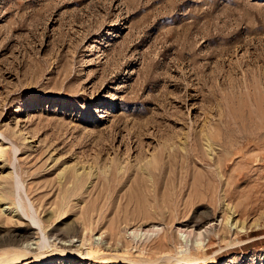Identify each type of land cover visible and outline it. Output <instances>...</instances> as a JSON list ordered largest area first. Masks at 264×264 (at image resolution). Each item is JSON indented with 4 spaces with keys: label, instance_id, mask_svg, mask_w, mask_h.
<instances>
[{
    "label": "rangeland",
    "instance_id": "rangeland-1",
    "mask_svg": "<svg viewBox=\"0 0 264 264\" xmlns=\"http://www.w3.org/2000/svg\"><path fill=\"white\" fill-rule=\"evenodd\" d=\"M0 152V264H264V0H0Z\"/></svg>",
    "mask_w": 264,
    "mask_h": 264
},
{
    "label": "bare ground",
    "instance_id": "bare-ground-1",
    "mask_svg": "<svg viewBox=\"0 0 264 264\" xmlns=\"http://www.w3.org/2000/svg\"><path fill=\"white\" fill-rule=\"evenodd\" d=\"M1 153V152H0ZM1 168V167H0ZM2 170H4V169H2ZM1 174V173H0ZM6 176L7 175H0V178L1 179H5L6 178ZM74 187V186H73ZM3 201H4V199H3V196L2 195H0V207L3 205ZM4 210V209H3ZM230 228V227H229ZM232 228V227H231ZM208 231V230H207ZM133 233V232H132ZM201 234H199L198 236H200ZM63 242V241H62ZM66 243V244H65ZM63 245H64V247H67L68 248V250H69V252H70V254H72L74 251L76 252V249H74V250H71V247H72V249L75 247L74 246V244L72 243V242H70V240L69 241H67V242H65ZM29 246V245H28ZM62 246V245H61ZM94 248V247H93ZM64 250V249H63ZM63 252V251H62ZM83 258V257H82ZM84 260L83 261H85V262H88V261H91V262H97V259H98V256L97 255H88V256H86L85 258H83Z\"/></svg>",
    "mask_w": 264,
    "mask_h": 264
}]
</instances>
